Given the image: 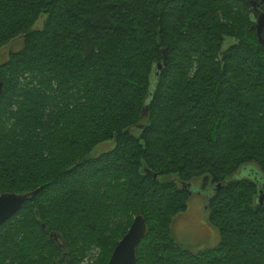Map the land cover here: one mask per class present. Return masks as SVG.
Segmentation results:
<instances>
[{"label":"trees","instance_id":"trees-1","mask_svg":"<svg viewBox=\"0 0 264 264\" xmlns=\"http://www.w3.org/2000/svg\"><path fill=\"white\" fill-rule=\"evenodd\" d=\"M252 27L245 0H0V49L22 39L0 61V196L42 188L0 227V264H81L95 246L108 264L139 216L136 264H264ZM198 179L220 242L194 253L171 226Z\"/></svg>","mask_w":264,"mask_h":264},{"label":"rangeland","instance_id":"rangeland-1","mask_svg":"<svg viewBox=\"0 0 264 264\" xmlns=\"http://www.w3.org/2000/svg\"><path fill=\"white\" fill-rule=\"evenodd\" d=\"M46 18L42 17L36 24L35 28L41 30L44 26ZM233 45V41L227 39L224 50H227ZM22 48V39L18 38L9 45L0 49V61H7L11 53L18 52ZM115 148L114 142H108L98 146L91 157L98 158L103 154L111 152ZM248 171L241 169L235 175V180H241L249 177V170L258 172L256 167L247 168ZM193 196L188 202V209L177 215L172 223L171 232L175 243L181 248L199 252L211 248H215L220 242L219 232L213 228L208 221V203L210 196L213 194L211 186L203 188V179H198L193 182ZM102 258V253L99 247L91 248L85 255L81 264H98ZM109 264V263H108Z\"/></svg>","mask_w":264,"mask_h":264},{"label":"water","instance_id":"water-1","mask_svg":"<svg viewBox=\"0 0 264 264\" xmlns=\"http://www.w3.org/2000/svg\"><path fill=\"white\" fill-rule=\"evenodd\" d=\"M245 1L253 23L252 30L256 32L260 46L264 48V0ZM163 53L166 60L167 51L165 50ZM162 68V65L158 66L159 70H162ZM2 92L3 83L0 79V95ZM157 177L155 175L154 179H157ZM41 191L42 188L28 194H4L0 196V227L16 216L25 203L32 198H36ZM258 201L261 206L264 205V191H260ZM146 235L147 225L145 219L139 216L135 218L127 235L117 245L109 264H136L137 248Z\"/></svg>","mask_w":264,"mask_h":264}]
</instances>
